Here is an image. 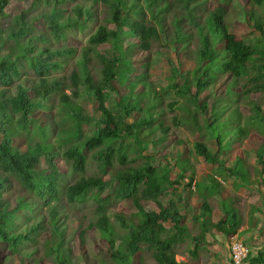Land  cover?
<instances>
[{
	"label": "trees",
	"instance_id": "16d2710c",
	"mask_svg": "<svg viewBox=\"0 0 264 264\" xmlns=\"http://www.w3.org/2000/svg\"><path fill=\"white\" fill-rule=\"evenodd\" d=\"M16 1L26 9L11 15ZM81 1L0 0V241L12 251L34 241L31 234L46 232L43 222L15 233L16 219L25 208L47 209L55 241L66 249L57 264H81L74 260V240L84 242L95 230L112 264H142L145 253L155 264H188L177 260L180 244L189 242L188 255L197 259L209 237L217 233L229 242L245 225L241 200L229 188H256L264 195V18L255 16L251 0L242 4L260 36L247 43L226 18L236 0H219L210 11L208 0H102L109 19L80 48L70 45L69 34L95 15ZM212 31L220 37L213 39ZM162 60L171 66V82L151 77L152 65ZM189 61L193 68L186 67ZM31 75L37 80L28 86ZM55 97L57 146L38 115ZM87 100L92 114L82 106ZM177 129L196 137L192 147L174 138ZM259 138L258 148L244 151ZM236 144L242 150L231 158ZM97 149L101 174L66 184L57 159L80 175ZM157 156L165 165L154 163ZM192 157L214 171L198 179ZM107 189L112 192L105 195ZM91 195L96 220L71 228L65 206ZM125 201L136 211L114 214L126 231L119 235L109 209ZM188 216L199 231L185 223ZM244 264H264V249L252 250Z\"/></svg>",
	"mask_w": 264,
	"mask_h": 264
},
{
	"label": "rangeland",
	"instance_id": "374dc122",
	"mask_svg": "<svg viewBox=\"0 0 264 264\" xmlns=\"http://www.w3.org/2000/svg\"><path fill=\"white\" fill-rule=\"evenodd\" d=\"M246 1L247 0H236L235 2L230 3L229 8L227 10L226 18L228 22L231 23L230 25L234 24L233 26L234 30L240 35V38H243L244 40H246L247 43H252L253 41H255L256 38H260V36L254 35L251 26L247 22L246 15L241 13L242 4L246 3ZM81 2L87 6H92L93 11L95 12L94 19L86 23L88 25H86V27H84L83 30H76L75 33H70L69 36L71 40L69 41V43L70 45L74 43L78 44L80 48H83L84 46L87 45V40H88L89 35L97 29V26L99 24L106 23L109 17L108 15H106L107 7L104 1L99 0L97 2H94V0H82ZM260 2L261 3H259L258 0H251V9L256 11V14H255L256 17L264 18V0ZM41 3L37 7V10L39 9L41 10L43 8L44 6L43 2ZM218 4H219V0H208L207 6H208L209 11L212 9H215ZM23 9H26V4L16 1L10 5L8 12L11 15H16V14H19L21 11H23ZM209 11L207 10V13ZM170 19H171V16L168 15L167 16L168 22ZM256 34H261V33L258 32ZM211 35L213 39H218L220 37V35L215 33L214 31H212ZM191 36H193L192 37L193 39L194 37L197 36V34L194 33V34H191ZM189 41H190V37H189ZM22 42L25 43L24 41ZM52 46H57V42L52 44ZM104 49H105L104 46L99 47V50H104ZM191 49H194V48L191 47ZM153 52H154L153 57L155 59V54L159 51L158 49L155 48ZM175 54L176 52L174 50L170 52V55L172 56L174 62H178L179 58L176 57ZM180 54H181L180 59L182 58L183 60L185 57V53H180ZM191 66H192V62L189 61L186 64V67L189 68ZM68 67H69L68 65L65 66L66 69ZM191 68H193V66ZM150 73H151L152 78H161L163 82L165 83H168V80L169 82H171L170 80L171 78H169V76L171 75V66L168 63L164 62V60H162L159 63H154L151 67ZM56 74L61 75V72L59 71V73L57 72ZM29 79L27 82L28 86L32 84L31 81L37 80L32 75L29 77ZM16 84H18V82ZM14 87L15 86L12 87L13 89L12 92H14ZM82 104H83L82 106L86 109V111L92 114L93 106L88 102V100L83 101ZM49 106H50V109H48L49 111L43 112V113L40 112L38 115H39V118L42 120V122H45L46 124L49 123L50 126H49L48 138L51 141V143L57 146L59 145V141L55 135L54 127H55V119L58 117V109H59L58 98L55 97L50 102ZM87 127H88V124H85L84 125L85 131L87 130ZM174 138H178V139L181 138V140H183L185 145L188 144L189 147H192L194 140H196V137H191L187 131L182 130V129L176 130ZM260 142H261L260 138L259 140L248 141L245 145L244 151L258 148L260 146ZM16 144L18 146H22L23 141H18ZM185 145L183 144V146ZM99 150L100 149H97L88 154L87 170L84 174H80V175L73 174L70 171L69 166L67 165V163L65 162L63 158L57 159V163L60 168V171L65 174L64 179H65L66 184L75 182L76 180L80 179L81 176L90 177V176H99L101 174V169H100L101 162L99 160V156H100ZM163 150H165L164 146H163ZM240 150H242V147H240L239 144L234 145V148L230 155L231 158L236 156V154H239ZM248 156L250 159V154ZM191 159H192L191 162L196 166V170H198L199 172L198 173L199 179H203L208 173L213 171V168L207 165L204 160L193 158V157ZM251 162L253 161L251 160ZM154 163L156 165H159V164L165 165V160L162 158V156L160 157L157 156L154 159ZM174 163L175 162L173 161L172 164ZM252 165L254 164L252 163ZM109 173H111L110 170H109ZM109 177L110 175H106L105 179L108 180ZM245 190L247 191L244 192L243 197L246 200L243 202V205H242L243 207L242 212H243V216L245 219V224L246 226H248L249 229H251V231L252 230L258 231V229H260V221L261 220L264 221V216H262L263 219H259V220L257 216L259 214V211L264 212V195L262 192L256 190V188L246 187ZM111 192H112L111 190L107 189L104 191V194L106 195ZM22 194L24 193H20L18 195L23 196ZM25 197L28 199L27 195H25ZM143 204L147 208H151V209L156 208L155 204H150L147 202H143ZM96 205L97 204L95 202V198L92 195L89 196L82 203L67 204L65 206L64 213H67L71 216L69 217L70 220L72 219L69 222L70 227L76 228L80 223H82L83 226H87L90 221L92 220L95 221L97 218ZM47 211L48 210L45 209V210H42L40 213H36L34 211H30L28 208H25L22 210L21 215H18L16 219L17 225L15 228V233H18V232L25 233L27 230H30L32 227L36 226L37 224L41 222H43L44 230L46 232L44 233L40 231L38 235L31 234V236L34 237V241H27L20 248H18L17 251H12L9 248L10 244L8 242L0 241V264H21L22 261H23V264H34L35 260L37 261L36 264H57L56 257L60 256V258H63L65 256L66 249L59 246L60 243L55 241V236L53 235V232H52L53 229L50 228L51 223H50V218H49ZM135 211L136 210L133 208L131 203L128 201H125L122 203L117 202L110 206L109 214L111 217V222L114 223V225H116L117 234L123 235V234H126V231L123 230L119 226V224H117L114 214L117 212H123L127 216H133L135 214ZM185 223H187L190 226H193L194 229L196 228V231H199L197 228V225L192 221L191 216H188L185 219ZM262 228H264V224L262 225ZM261 230L263 231V229ZM67 232H68L67 234L71 235L70 230L67 229ZM240 238L241 237H239V239ZM232 241H233V238L231 239L230 242H227V245L229 243V249H230V245ZM189 244H190L189 242H185V243L180 244L176 248L177 252L179 253L177 256L178 261H188L190 264L191 263L192 264H228L227 260H225L224 258V256L227 257L228 255L226 253L227 246L226 248L221 249V248H216V246L204 245L199 250L198 258L193 259L188 255V248H189L188 245ZM108 250H109V247L107 244L104 243L99 230L89 231L87 235L85 236L84 242H82L79 237L75 238L74 240V260L78 261L81 264H112L110 262H107V259L109 258ZM82 257H85V259L84 260L81 259ZM138 259L139 258H137L136 261H138ZM141 260H142L141 261L142 264H155V262L149 256V254H146V253L142 255Z\"/></svg>",
	"mask_w": 264,
	"mask_h": 264
},
{
	"label": "crops",
	"instance_id": "0c3cea01",
	"mask_svg": "<svg viewBox=\"0 0 264 264\" xmlns=\"http://www.w3.org/2000/svg\"><path fill=\"white\" fill-rule=\"evenodd\" d=\"M255 161V160H254ZM211 168H213L212 166H211ZM213 171H214V169H213ZM212 171V172H213ZM197 173H199L198 172V170H197ZM211 173V172H210ZM209 174V173H208ZM207 174V175H208ZM206 175V176H207ZM205 176V177H206ZM204 177V178H205ZM198 179H199V177H198ZM220 179H222V180H224V177H220ZM246 188H239L238 190L237 189H235V188H229V195H237L238 196V198L241 200L239 203H240V208H241V212H242V209H243V207H242V205H243V202L246 200L244 197H243V194H244V192H246L247 190H245ZM262 209V208H261ZM258 216V220L259 219H263V217L262 216H264V212H262V211H259V214L257 215ZM256 217V216H255ZM217 216L215 217V219L217 220ZM256 220H257V218H256ZM245 222V221H244ZM264 224V221L263 220H261L260 221V229H258V231H255V230H252L251 231V229H249L248 228V226H246V224L242 227V229H241V232H240V234H239V236L241 237L240 239L242 240V241H246L248 244H249V246H251V249L253 250V252H257V251H259V250H261V249H264V228H262V225ZM252 228V227H251ZM253 229V228H252ZM261 229H263V231L261 230ZM249 230H250V232H249ZM261 231V233H260V231ZM210 239H209V242H208V244H207V246L208 245H210V246H216V248H221V249H223V248H226V246H227V250H228V245H227V241H226V239H225V237L223 236V235H221V234H215V237L214 238H212V237H209ZM226 253H227V251H226ZM228 254V253H227ZM178 256V255H177ZM224 256V255H223ZM222 258V257H221ZM224 258H225V260H227V262H228V264H231V262H230V258L228 257V255H227V257H225L224 256ZM223 259V258H222ZM184 262H186V263H188V264H190L188 261H184ZM192 264V263H191Z\"/></svg>",
	"mask_w": 264,
	"mask_h": 264
},
{
	"label": "built area",
	"instance_id": "2783aa9c",
	"mask_svg": "<svg viewBox=\"0 0 264 264\" xmlns=\"http://www.w3.org/2000/svg\"><path fill=\"white\" fill-rule=\"evenodd\" d=\"M249 248L241 241L233 238L231 244V259L233 264H243L248 257Z\"/></svg>",
	"mask_w": 264,
	"mask_h": 264
},
{
	"label": "clouds",
	"instance_id": "9594fccd",
	"mask_svg": "<svg viewBox=\"0 0 264 264\" xmlns=\"http://www.w3.org/2000/svg\"><path fill=\"white\" fill-rule=\"evenodd\" d=\"M239 237H240L239 234H236V235L232 236L231 239H232V238H236L237 240H239V241H241L243 244H245V245L249 248V254H250V252L252 251L251 246H249V244H248L246 241H242L241 239H239ZM231 239H230V241H231ZM230 241H229V242H230ZM231 244H232V242H231ZM227 253H228V255H229L228 257L230 258L229 260H230L231 264H233L232 259H231V245H230V249H229V243H228V250H227ZM249 254H248V257H249ZM248 257H247V258H248ZM247 258H246V260H247ZM246 260H245V261H246ZM244 263H245V262H244ZM244 263H243V264H244Z\"/></svg>",
	"mask_w": 264,
	"mask_h": 264
}]
</instances>
